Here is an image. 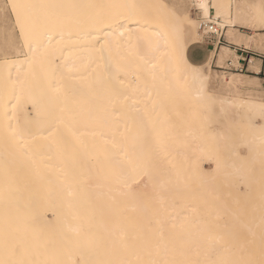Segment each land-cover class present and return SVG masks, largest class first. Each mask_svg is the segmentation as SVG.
<instances>
[{
	"label": "bare ground",
	"instance_id": "1",
	"mask_svg": "<svg viewBox=\"0 0 264 264\" xmlns=\"http://www.w3.org/2000/svg\"><path fill=\"white\" fill-rule=\"evenodd\" d=\"M15 2L56 6L23 10L37 18V27L45 19L73 26L119 14L125 28L119 50L113 47L103 57L93 50L70 56L55 41L53 48L35 50L34 44L30 52L21 39L24 50L0 58V264H244L240 246L231 245L232 239L215 245L221 237L206 228V213H224L211 202L214 188L204 185L202 214L193 204L197 195L189 193L191 181L209 180L201 160L213 161L217 176L240 170L242 161L231 145L220 158V131L168 124L173 108L192 109L204 121L212 106L177 64L173 38L166 43L158 35L157 13L147 7L156 0ZM226 2L234 17L247 21L238 27L253 30L242 33L245 45L260 40L264 34L255 33L264 4ZM220 77L223 93H210V82L205 86L207 95L217 97L216 114L229 122L245 120L242 143L249 159L264 161V101L241 94L242 77L258 79L238 72ZM144 133L162 138L154 158L167 169L165 176L142 157L136 141ZM252 241L248 264H260L264 237Z\"/></svg>",
	"mask_w": 264,
	"mask_h": 264
},
{
	"label": "rangeland",
	"instance_id": "2",
	"mask_svg": "<svg viewBox=\"0 0 264 264\" xmlns=\"http://www.w3.org/2000/svg\"><path fill=\"white\" fill-rule=\"evenodd\" d=\"M260 1L264 4V0ZM5 4L10 5L11 3L9 0H0V58L16 56V51L24 50L22 41L19 38L14 15L11 13L10 8L7 14L4 13ZM245 28L246 27H238L239 30ZM252 32L251 29H247L244 33ZM250 47H252V49L258 54H264L259 50L260 40L252 43ZM207 48L208 45L203 41L190 44L187 48L189 59L192 62H204L208 52ZM234 56L237 57L236 55ZM234 65H237V63ZM210 67L211 80L209 83V89L210 93L213 94L224 92V89L219 84L221 72H224V75H227L229 72H238L243 75H254L244 69H235V66H232L229 62L224 66ZM242 78L244 79V86L241 88V94H244L243 96L247 97L252 96L251 98H256V100L264 101V80L260 78L258 80H250L246 77ZM185 122L188 124L199 125L202 130L208 133L217 130L223 134L221 138L225 143L222 142V146L215 148V150L219 152L220 158H226L225 149L228 145L237 149L238 158L242 161V167L240 170L235 171V169H230L231 172L226 170L230 174L217 176L215 175L214 162L201 160V162H199L203 165L206 171L208 170L206 175L209 180H207L206 184L204 183L202 185L197 184L195 181H191L189 193L198 196L195 197L196 200L193 201V204L196 205V209L201 213L204 209L201 199L203 197L202 190L204 189V185L212 186L214 188L215 194H211V202L224 211V213L217 217L212 216L211 212L206 213V215L203 216V219L208 221L206 228L211 234L221 237L220 241L214 243L217 246L226 244V239H232L230 241L231 245L240 246V262L248 264L249 262H252L254 255L253 250L256 245V243L252 241V236L260 235L264 237V233L261 230L264 226V215H261V213H264V161L258 159L256 162H251L249 159L250 152L242 143V138L246 136V131L248 129L245 120H242L239 123L232 121L229 122L224 116L216 114L215 105L212 106L211 111L206 113V120L204 121L197 119L195 112L192 109L187 111L183 108L177 107L169 112L168 124L174 127L175 130ZM161 139L162 138L153 133H144L136 141L139 146L143 147L144 151L142 157L150 161L151 164H157L159 166L160 177L165 176L164 174L167 172L166 168H160L162 165L158 164V153L155 152ZM154 157H157V159ZM241 172L246 175L245 179L239 178L238 174ZM176 202H180V200L177 199ZM216 220L220 222V224L211 223ZM149 222H153V219H151V221L149 220ZM225 264H228V262H225Z\"/></svg>",
	"mask_w": 264,
	"mask_h": 264
},
{
	"label": "snow or ice",
	"instance_id": "3",
	"mask_svg": "<svg viewBox=\"0 0 264 264\" xmlns=\"http://www.w3.org/2000/svg\"><path fill=\"white\" fill-rule=\"evenodd\" d=\"M45 7L56 6L18 4L15 0L10 5L5 4L4 13L7 14L10 8L15 17L19 38L28 45L30 52L45 46L53 48L54 41L56 45H62L60 50L67 51L70 56L76 51L93 50L103 57L104 53L110 52L113 47L119 50L121 41L118 37H123L122 30L125 28L119 14L112 15L107 20L98 17L77 20L73 26L58 19H45L44 23L37 27V18L30 19L23 12L24 9ZM147 7L154 9L157 13L158 35L165 39L166 43L168 36L173 38L177 64L192 83L200 85L198 95L205 96L208 105L214 106L217 97L207 95L205 91L206 84L211 80L209 68L224 66L229 61L233 64L237 62L233 47L237 45L244 47L248 39L242 34L247 29L237 31V27L247 21L238 15L234 17L231 11L232 4L226 0H156ZM258 24L261 33H264V7L260 10ZM161 28L163 31L160 30ZM65 31L68 32L67 40H65ZM200 41L208 44L205 61L189 63L185 56V48L190 43ZM213 44L215 47H212ZM259 50L264 53V35L261 36ZM261 111L264 113V105L261 106ZM260 131L262 142H264V125L260 126ZM81 264H105V262L85 260ZM260 264H264V260Z\"/></svg>",
	"mask_w": 264,
	"mask_h": 264
},
{
	"label": "crops",
	"instance_id": "4",
	"mask_svg": "<svg viewBox=\"0 0 264 264\" xmlns=\"http://www.w3.org/2000/svg\"><path fill=\"white\" fill-rule=\"evenodd\" d=\"M241 27L243 26H240V28ZM258 30H256V33H255L256 35L264 34V33H261L260 29ZM252 33H245V34H252ZM250 45H252V43ZM213 47H215L214 44H213ZM207 51H208V48H207ZM233 51H235V55L237 56V62H236L237 65H234L233 63H231L232 66H235L234 67L235 69H244L245 71H248L249 73L254 74V75H248V76H251V77L255 76L257 79L260 78L264 80V71H262V69H264V58H261V57H264V54H258L252 49V47L246 46V45L244 47H240L238 45L234 46ZM256 55H260L261 57H257ZM187 57L189 59L188 53H187ZM249 58H252L253 63L248 62Z\"/></svg>",
	"mask_w": 264,
	"mask_h": 264
},
{
	"label": "built area",
	"instance_id": "5",
	"mask_svg": "<svg viewBox=\"0 0 264 264\" xmlns=\"http://www.w3.org/2000/svg\"><path fill=\"white\" fill-rule=\"evenodd\" d=\"M256 56H257V57H261L260 55H256ZM261 58H264V57H261ZM251 59H252V58H249V59H248V62H249V63H251ZM229 63L231 64L230 61H229Z\"/></svg>",
	"mask_w": 264,
	"mask_h": 264
}]
</instances>
